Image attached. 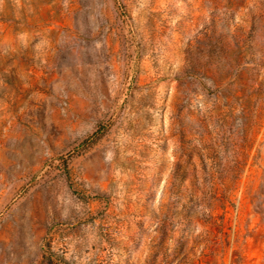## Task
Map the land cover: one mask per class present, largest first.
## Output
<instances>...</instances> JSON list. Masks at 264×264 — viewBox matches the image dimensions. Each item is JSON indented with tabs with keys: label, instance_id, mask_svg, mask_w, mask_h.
Masks as SVG:
<instances>
[{
	"label": "rangeland",
	"instance_id": "1",
	"mask_svg": "<svg viewBox=\"0 0 264 264\" xmlns=\"http://www.w3.org/2000/svg\"><path fill=\"white\" fill-rule=\"evenodd\" d=\"M0 264H264V0H0Z\"/></svg>",
	"mask_w": 264,
	"mask_h": 264
},
{
	"label": "trees",
	"instance_id": "2",
	"mask_svg": "<svg viewBox=\"0 0 264 264\" xmlns=\"http://www.w3.org/2000/svg\"><path fill=\"white\" fill-rule=\"evenodd\" d=\"M49 260H50L51 263H55L53 258L49 257Z\"/></svg>",
	"mask_w": 264,
	"mask_h": 264
}]
</instances>
